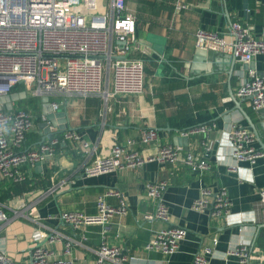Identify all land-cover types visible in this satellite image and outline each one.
I'll return each mask as SVG.
<instances>
[{"label":"crops","instance_id":"0c3cea01","mask_svg":"<svg viewBox=\"0 0 264 264\" xmlns=\"http://www.w3.org/2000/svg\"><path fill=\"white\" fill-rule=\"evenodd\" d=\"M177 2L185 5L178 12ZM125 6L134 18L136 38L147 50L146 55H132L144 59V92L113 98L57 97L64 120L58 124L62 128L56 127L49 136L58 139L54 154L39 164L20 168L36 188L0 201V209L9 217L0 224V251L13 262L24 263L39 232L56 231L62 236L61 242L45 244L51 263L94 264L95 251L102 242L121 248L130 258L126 264H192L194 255L206 246L211 249L206 255L210 264H239L230 255L238 246L264 258V210L256 206L258 192L264 189V159L253 166L237 164L228 138L233 125L244 126L255 134L256 148L264 152V118L247 99L236 96L240 82L251 73L264 77V55L252 61L254 70H244L235 61L231 72L232 60L227 53L198 49L194 37L198 29L225 34L231 22L247 28L254 39L264 36V0H125ZM103 8L109 9L108 0H104ZM23 91L25 88L17 86L11 94ZM41 98L26 91L24 99L12 104V112L24 110L35 117L23 149L36 148L47 138L41 127L48 123L41 120ZM54 99L50 97L49 101ZM0 107L6 110L4 105ZM205 124L214 125L207 137L189 135L185 146L174 144L175 139L184 138L183 133ZM148 128L156 129L162 145L181 146L184 152L203 155L208 168L199 174L182 162H152L137 169L83 175L86 166L127 139L135 141L134 147L142 154L154 153V145L139 143ZM66 134L74 137L65 138ZM234 165L236 170L232 172L229 169ZM23 181L0 177V197L10 183ZM158 181L168 185L162 195L168 223L144 219L154 205L146 194V185ZM202 187L227 191L231 207L226 219L192 209ZM109 192L120 196L107 195ZM102 196L113 208L124 199L126 214L115 215L105 227L89 225L84 230H74L57 220L56 216L64 212L95 215L96 201ZM170 226L186 232L177 251L170 255L146 251L156 231ZM68 239L76 243H71L66 253Z\"/></svg>","mask_w":264,"mask_h":264},{"label":"built area","instance_id":"2783aa9c","mask_svg":"<svg viewBox=\"0 0 264 264\" xmlns=\"http://www.w3.org/2000/svg\"><path fill=\"white\" fill-rule=\"evenodd\" d=\"M102 1L0 0V97L10 95L17 86H22L25 92L34 97L113 98L141 95L145 88L144 59L132 55L136 52L146 55L147 50L141 47L136 38L134 18L126 12L125 0H108V10L103 8ZM182 8L185 5L179 2L175 4L176 12ZM194 37L196 48L227 53L240 64H249L255 57L264 55V36L252 38L249 30L238 22H231L225 34L198 29ZM110 84L111 89H108ZM236 96L247 99L254 110H264V77L251 73L240 82ZM49 103L53 112L59 111L60 104L57 101ZM46 119L44 115L41 118L43 122ZM34 121L35 117L30 112H9L0 107L1 178L21 182L26 177L20 171L22 166H34L54 154L58 139L49 137L56 129L49 122L46 123L47 138L36 148L23 149L27 135L34 128ZM213 128L214 125H200L182 136L200 134L207 137ZM72 137L74 134L65 135V138ZM228 138L237 164L245 162L253 166L258 159H264V152L256 148V138L248 128L233 125ZM139 143L141 146L154 145L156 151L144 155L134 147L135 141L127 139L114 144L107 156H99L86 166L83 175L94 177L137 169L152 162H182L192 172L199 174L208 168L203 155L194 156L191 152H184L181 146L160 144L154 128L145 129ZM82 146L87 147V143L82 142ZM229 170L234 172L236 165ZM167 187L163 181L146 185V194L154 203L152 211L144 215L146 221H170L162 197ZM107 195L120 196L116 192ZM258 196L256 206L264 210V189L259 190ZM230 207V199L223 188L213 191L202 187L198 199L192 204V209L208 212L216 219H226ZM96 208L97 213L93 216L81 212H64L56 218L74 230H84L89 225L105 227L115 215L127 212L124 199H120L119 206L113 208L106 204L105 196L97 199ZM13 216H17V213L14 212ZM8 219L7 213L1 208L0 224L6 223ZM36 223L42 226L39 221ZM185 234V229L181 227H166L156 231L145 250L173 254ZM61 237L56 231L39 232L26 262L15 263L0 251V264H66L63 261L51 263L45 245L46 242L59 243ZM71 243L76 241L68 239L66 253ZM210 254L209 247L201 248L194 255L192 264H210L206 259V255ZM230 255L235 256L239 264L264 262L262 256H257L256 251L245 246L234 248ZM129 259L121 248L102 242L95 251L94 264H126Z\"/></svg>","mask_w":264,"mask_h":264},{"label":"water","instance_id":"95a60500","mask_svg":"<svg viewBox=\"0 0 264 264\" xmlns=\"http://www.w3.org/2000/svg\"><path fill=\"white\" fill-rule=\"evenodd\" d=\"M231 61V72H232V68L233 65L235 63L234 59L232 58V56H229ZM242 68L244 70H254L255 66L253 62H250L249 64H242ZM21 98H25V92H19V93H14V94H10L7 96H3L0 97V105H4L6 110L11 111L12 110V104L18 100H20ZM41 102H42V114L46 116L48 122L53 126V127H58L60 123H62V121L64 120V114L62 112L57 111V112H53L51 107H50V103H49V98L47 96H43L41 98ZM260 113V115H262V118H264V110H259L258 111ZM41 127L44 130V134H48V126L47 124H42ZM59 128H62L61 126H59ZM255 136V134H254ZM187 138H178L174 140V144H178V145H186L187 144ZM264 150V148H263Z\"/></svg>","mask_w":264,"mask_h":264},{"label":"trees","instance_id":"16d2710c","mask_svg":"<svg viewBox=\"0 0 264 264\" xmlns=\"http://www.w3.org/2000/svg\"><path fill=\"white\" fill-rule=\"evenodd\" d=\"M28 135H27V137H28ZM57 135L58 134H56L54 136L57 137ZM34 188H36V184H34V182L32 180H30L29 178H26L22 183H10L8 185V187L6 188L5 193H3V195L0 197V201L5 200L6 198H8V196L12 197V195L21 194L27 190L29 191V190L34 189Z\"/></svg>","mask_w":264,"mask_h":264},{"label":"rangeland","instance_id":"374dc122","mask_svg":"<svg viewBox=\"0 0 264 264\" xmlns=\"http://www.w3.org/2000/svg\"><path fill=\"white\" fill-rule=\"evenodd\" d=\"M55 101H57L59 104L61 103V99H59V98H56V99H54Z\"/></svg>","mask_w":264,"mask_h":264}]
</instances>
